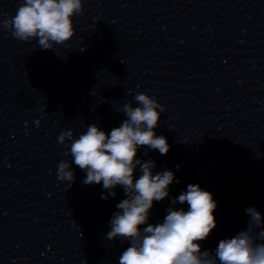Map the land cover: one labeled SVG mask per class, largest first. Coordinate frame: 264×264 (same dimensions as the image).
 Returning <instances> with one entry per match:
<instances>
[{"label": "clouds", "instance_id": "9594fccd", "mask_svg": "<svg viewBox=\"0 0 264 264\" xmlns=\"http://www.w3.org/2000/svg\"><path fill=\"white\" fill-rule=\"evenodd\" d=\"M83 11V0H24L16 14L0 21V26L16 40L36 39L41 49H54L74 37L73 17ZM134 99L139 106L125 103L120 111L126 119L110 133L91 124L76 139L71 129L62 131L57 138L61 144L71 141V163L86 172L84 184L102 182L112 197L116 196L112 191L116 186L124 190L126 198L116 205L118 211L113 214L107 233L108 240L119 237L121 243L130 244L120 255L119 264H217V260L220 264H264V243L257 242L264 238V230L254 235L256 229L262 228L264 218L253 207L245 209L250 217L246 230L220 240L214 256L212 250H202L200 242L216 227L217 204L212 193L199 185L189 184L185 192L171 201L172 205L186 203V211L169 207L163 222L148 223L154 201L168 197V187L175 175L171 170L153 174L154 161L136 158L140 147L166 155L170 145L166 137L154 132L161 112L165 111L163 106L145 93H136ZM71 163L65 159L57 166L58 180L70 185L75 181ZM137 165L142 174L134 179ZM101 199L108 196L102 195ZM142 225L147 226L141 228Z\"/></svg>", "mask_w": 264, "mask_h": 264}]
</instances>
